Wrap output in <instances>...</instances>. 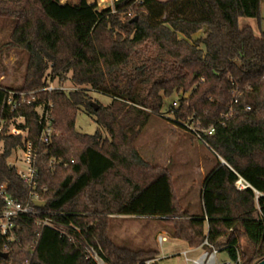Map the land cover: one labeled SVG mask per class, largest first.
Masks as SVG:
<instances>
[{
	"label": "trees",
	"instance_id": "obj_1",
	"mask_svg": "<svg viewBox=\"0 0 264 264\" xmlns=\"http://www.w3.org/2000/svg\"><path fill=\"white\" fill-rule=\"evenodd\" d=\"M260 1L117 0L98 10L86 0H0V20L13 22L7 45L27 56L20 86L0 85V120L24 116L19 127L38 149L37 185L30 189L8 164L22 137L1 133L0 185L22 204L37 194L43 211L57 214L56 230L15 218L13 239L0 233V253L7 254L0 264H97L86 247L105 264L155 259L153 250L112 241L114 216L159 218L189 248L227 251L233 259L239 253L243 264L264 259V33L255 37L239 24L249 17L259 25ZM69 74L78 89L43 91ZM85 88L110 97V104L95 110ZM1 89L34 91L35 101L11 113ZM172 96L177 106L167 111L175 122L193 117L214 127L204 140L215 165L197 215L180 206L167 170L146 162L135 146L146 119ZM48 103L58 136L45 145L38 142L36 107ZM80 109L106 138L100 130H75ZM238 179L249 188L238 191Z\"/></svg>",
	"mask_w": 264,
	"mask_h": 264
},
{
	"label": "rangeland",
	"instance_id": "obj_2",
	"mask_svg": "<svg viewBox=\"0 0 264 264\" xmlns=\"http://www.w3.org/2000/svg\"><path fill=\"white\" fill-rule=\"evenodd\" d=\"M74 1L66 0V2ZM115 1L86 0L90 5L95 4L98 10L112 7ZM259 17V25L253 18L242 17L239 21L240 27L247 26L246 22L249 21L254 36L260 37L261 33H264V0L260 1ZM12 28V21L0 20V85L4 87L20 86L27 61L24 52L9 48L7 45ZM203 36V33H199L192 37L191 42ZM66 78L61 85L54 81L52 86H61L66 91L78 89L70 82V74ZM84 90L94 105L105 107L111 102L110 97L106 95L92 92L89 88ZM177 99L175 96L164 99L160 114L150 115L146 119L135 146L146 162L167 170L171 176L176 200L184 211L197 215L201 212L204 179L215 162L208 148L186 132L182 125L174 121L173 115L168 113V107L172 102H177ZM94 120V116L80 109L75 119V130L89 135L100 130L103 138H106V132L101 130ZM19 159V154H14L8 163L17 164ZM163 226L159 218L114 216L110 223L109 236L120 247L157 252L155 259L150 260L151 264H188L183 253L191 248L185 242L170 237ZM161 238L165 239L163 243H160ZM205 250V248H197L190 252L188 257L196 258ZM218 260L225 262L232 261L233 258L229 252L221 251L218 253Z\"/></svg>",
	"mask_w": 264,
	"mask_h": 264
},
{
	"label": "built area",
	"instance_id": "obj_3",
	"mask_svg": "<svg viewBox=\"0 0 264 264\" xmlns=\"http://www.w3.org/2000/svg\"><path fill=\"white\" fill-rule=\"evenodd\" d=\"M117 1V0H116ZM61 4H65L66 0H60ZM51 82L43 91L51 92L53 90H63L66 91L61 86H52ZM5 93L4 105L9 110V112H14L25 105H30L35 101L34 98H31L36 92L24 93L16 90H4ZM231 93L234 97L233 103H237L235 99L237 95L236 90H231ZM172 107L177 106V102H172ZM52 104L48 103L46 107L43 105H38L36 107V112L38 114V126H39V135L38 142L40 144L50 145L54 137L58 136V132L53 128V120L51 115ZM246 110H249V107H246ZM25 118L24 116L13 117L9 123L6 120H0V134L5 132L8 136H21L23 141V146L16 152L19 154L20 159L17 164L12 162L8 163L10 166H14L17 169V173L23 182L28 188L34 189L37 185L36 179L38 177V172L36 168V157L38 153L37 146L32 140L29 139L28 130L19 127V125H24ZM180 125L184 128L186 132L191 134L195 139L201 141L205 146H207L204 137L212 135L214 132V127L210 126L207 129L200 126V122L195 120L193 117L188 118L186 121H179ZM12 158V157H11ZM15 160V159H13ZM53 163L61 164L64 167H67L69 163L63 160L54 161ZM70 163H73L71 160ZM235 188L238 191H243L249 188V185L244 182L242 179H238L235 183ZM35 202H41L38 195L35 193L31 194L30 202L22 204L15 201L7 191V185H0V233L5 236L8 241L12 240L11 231L13 228V220L19 216H29L35 220L37 226L47 227L50 229L56 230V227L51 219V217L56 216L57 214L52 212H45L43 208L36 207ZM79 232L78 229H75ZM64 234V233H63ZM165 241L164 238H161L160 243ZM205 246H209L207 242H204ZM203 248V247H200ZM8 249L7 247L5 248ZM197 249V248H196ZM196 249H191L183 253V256L188 264H243L239 253H237L236 258L232 261L220 262L218 260V253L220 252L217 249L205 250L196 258L188 257L190 252L195 251ZM86 251L89 256L97 264H105L91 248L86 247ZM145 264H151L150 261L145 262Z\"/></svg>",
	"mask_w": 264,
	"mask_h": 264
},
{
	"label": "water",
	"instance_id": "obj_4",
	"mask_svg": "<svg viewBox=\"0 0 264 264\" xmlns=\"http://www.w3.org/2000/svg\"><path fill=\"white\" fill-rule=\"evenodd\" d=\"M97 108H98V106L94 105V109L97 110ZM222 163H224V162H222ZM35 205H36V207H39V208H43L44 207V203L43 202H35ZM0 257L7 258V254H1L0 253ZM256 264H264V259L260 260Z\"/></svg>",
	"mask_w": 264,
	"mask_h": 264
},
{
	"label": "crops",
	"instance_id": "obj_5",
	"mask_svg": "<svg viewBox=\"0 0 264 264\" xmlns=\"http://www.w3.org/2000/svg\"><path fill=\"white\" fill-rule=\"evenodd\" d=\"M247 18H249V17H247ZM241 19V18H240ZM240 19H239V21H240ZM254 19V18H253ZM249 22V21H248ZM248 22H246V25L247 26H250L249 24H248ZM251 27V26H250ZM252 28V27H251ZM118 217H121V216H118Z\"/></svg>",
	"mask_w": 264,
	"mask_h": 264
}]
</instances>
